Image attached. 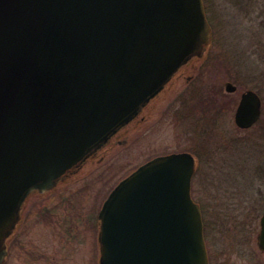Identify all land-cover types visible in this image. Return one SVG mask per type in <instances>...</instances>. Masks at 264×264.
Listing matches in <instances>:
<instances>
[{
  "label": "water",
  "instance_id": "95a60500",
  "mask_svg": "<svg viewBox=\"0 0 264 264\" xmlns=\"http://www.w3.org/2000/svg\"><path fill=\"white\" fill-rule=\"evenodd\" d=\"M210 36L202 0H0V264L28 196L103 147ZM260 112L247 90L234 123ZM195 169L169 153L121 179L98 212V264H208Z\"/></svg>",
  "mask_w": 264,
  "mask_h": 264
},
{
  "label": "rangeland",
  "instance_id": "374dc122",
  "mask_svg": "<svg viewBox=\"0 0 264 264\" xmlns=\"http://www.w3.org/2000/svg\"><path fill=\"white\" fill-rule=\"evenodd\" d=\"M206 4V64L189 82L173 81L148 119L127 127L125 143L100 162H88L48 194L31 195L6 264H96V218L110 190L147 160L180 151L200 160L192 197L206 211L211 264H264L255 238L264 211V0ZM225 82L237 91L226 92ZM247 90L259 95L262 113L242 130L233 117Z\"/></svg>",
  "mask_w": 264,
  "mask_h": 264
},
{
  "label": "flooded vegetation",
  "instance_id": "af4514ba",
  "mask_svg": "<svg viewBox=\"0 0 264 264\" xmlns=\"http://www.w3.org/2000/svg\"><path fill=\"white\" fill-rule=\"evenodd\" d=\"M207 57V55L205 56V58ZM205 58H203V59H198V60H192V61H190V62H188L186 65H184V66H182L175 74H174V76L170 79V81L164 86V88L160 91V93L159 94H157L152 100H150L149 102H148V104L147 105H145L142 109H141V111L138 113V115L132 120V121H130L126 126H124L122 129H120L118 132H116L112 137H111V139L103 146V147H101L100 149H98L95 153H93L86 161H84L82 164H80L78 167H76V168H74L73 170H72V172L71 173H69L68 175H66L62 180H60L58 183H57V185L53 188V189H51L50 191H47V192H45V193H42V194H40V193H37V192H34V193H32V194H30L29 195V197L31 196V195H39V196H42V195H45V194H48V193H50V192H52L54 189H56L62 182H64L70 175H71V177L73 176L72 174H76V172L77 171H79L84 165H86V164H88V162H91V163H93L94 161H95V163L97 162H100L103 158H104V156H106V154H107V152L112 148V147H114V146H117V145H119V144H122V143H125V140L123 139L122 140V137H124L123 135L126 133V128L127 127H130V126H132V125H139V124H141L142 122H144L145 120H147L148 119V117H149V114H150V111H151V109H152V107H153V105L155 104V102H156V100H158V98L160 97V95H162L165 91H167V89L170 87V85L172 84V82L173 81H175V80H177V79H184V78H186V81L187 82H189L190 80H191V78H194L195 77V74H197L198 72L197 71H199L200 70V68L204 65V64H206V61H205ZM188 69H192V71L194 72V75L193 76H188V77H186L185 76V74H186V71L188 70ZM226 84L228 83V82H225ZM231 83V82H230ZM235 86V85H234ZM237 91V89H236V86H235V90L233 91V92H231V94L232 93H235ZM256 93V92H255ZM242 94V93H241ZM241 94H240V96H241ZM258 95V94H257ZM259 96V95H258ZM240 98V97H239ZM260 98V97H259ZM239 100V99H238ZM260 101H261V99H260ZM237 105V104H236ZM261 108H262V101H261ZM261 113H262V109H261V112H260V117H261ZM260 117L258 118V120L256 121V123H258L259 122V120H260ZM255 123V124H256ZM254 124V125H255ZM254 125H252L251 127H253ZM250 127V128H251ZM249 129V128H248ZM261 129H262V131L264 132V127L263 126H261ZM246 130V129H245ZM203 145H205V144H203ZM180 152H187V151H180ZM174 153H176V152H174ZM188 153H190L194 158H195V160H196V169H195V172H194V174H193V176H192V179H191V187H190V192H191V195H192V183H193V180H194V178L196 177V175H197V173H198V169H199V165H200V160H199V157L196 155V153H194V152H188ZM202 154H204V153H202ZM28 197V198H29ZM194 202L195 203H197L195 200H194ZM198 205H199V208H200V211H201V214H203V211H204V214H205V208H203V206H201L199 203H197ZM25 205H26V201H25V203H24V205H23V207H22V209H21V212H20V218H19V221H18V223H17V225H16V227H15V229H14V231H13V233H12V235L7 239V241H6V244H5V246H6V249H7V253H6V256H5V258H4V260L2 261V263L1 264H6V261H7V259H8V256H9V244H10V241L13 239V237L15 236V234H16V232H17V230L19 229V227H20V224H21V222H22V220H21V215H22V212H23V210H24V208H25ZM208 210H210V209H208ZM204 214L202 215V219H203V216H204ZM96 226H97V233H98V213H97V218H96ZM259 227H260V218H259ZM258 235H259V232H258V234L256 235V244H257V248H258ZM96 240H97V237H96ZM97 246H98V244H97ZM206 250H207V255H208V264H211L212 263V261H211V258H210V255H209V250H208V246L206 245ZM258 250L260 251V252H262L259 248H258ZM99 252V251H98ZM98 260H99V255H98V257H97V259H96V264H98Z\"/></svg>",
  "mask_w": 264,
  "mask_h": 264
},
{
  "label": "trees",
  "instance_id": "16d2710c",
  "mask_svg": "<svg viewBox=\"0 0 264 264\" xmlns=\"http://www.w3.org/2000/svg\"><path fill=\"white\" fill-rule=\"evenodd\" d=\"M203 1V5H204V10H205V13H206V10H207V4H206V0H202ZM203 214H204V211H203ZM202 214V215H203ZM206 214V213H205ZM204 214V215H205ZM204 217V216H203ZM203 224H204V228H205V221H204V219H203Z\"/></svg>",
  "mask_w": 264,
  "mask_h": 264
}]
</instances>
